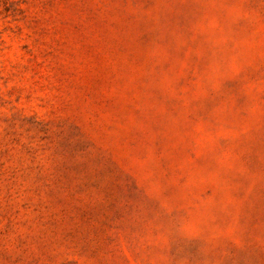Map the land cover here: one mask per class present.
Instances as JSON below:
<instances>
[{"label": "rangeland", "instance_id": "1", "mask_svg": "<svg viewBox=\"0 0 264 264\" xmlns=\"http://www.w3.org/2000/svg\"><path fill=\"white\" fill-rule=\"evenodd\" d=\"M0 264H264V0H0Z\"/></svg>", "mask_w": 264, "mask_h": 264}]
</instances>
